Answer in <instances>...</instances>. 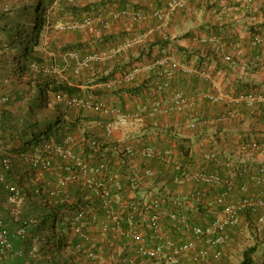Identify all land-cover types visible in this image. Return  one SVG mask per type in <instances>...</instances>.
<instances>
[{
    "label": "trees",
    "instance_id": "16d2710c",
    "mask_svg": "<svg viewBox=\"0 0 264 264\" xmlns=\"http://www.w3.org/2000/svg\"><path fill=\"white\" fill-rule=\"evenodd\" d=\"M2 1L4 0H0V222L3 230L8 234V241L12 247L6 248L4 247L6 245L0 243V251L4 250V254L0 257V264H124L128 255L127 250L120 249L114 253V256L110 250V243L116 241L112 232L106 234L110 238L105 240L101 238L95 247H91L93 240H88L82 234L93 239L96 234L104 233L102 229L99 227L94 231L88 228L82 233H77L73 228L77 209L93 202L89 194L72 186L68 188V193L52 195V191L57 186V176L62 173L61 159H52L54 167L52 173L42 165L39 166L40 168L35 166V158L46 156L48 143L66 145L67 138L70 136L73 139L69 146L76 155L95 165L107 163L111 171L116 170L123 175L124 186L131 188L138 197L149 193L154 194L153 191L156 189L155 195L166 200L167 206L177 199L183 203L186 210L188 203L202 202L191 195L194 188H199L200 185L196 187L193 185L192 191L186 195L189 183L176 181L181 171H176L172 166L169 167L172 171V179H167L164 174L168 165L156 161L157 175L145 178L142 173L143 165L146 164L138 162V159L130 158L134 155L127 152L128 145L117 146L114 149L110 145L109 138L104 134L100 135L101 132L92 127L91 122L97 120V124L107 135H110L106 126L115 119L114 116L89 110L83 106H79L81 109L75 113L72 112V107L78 105L70 103L72 98L101 100L95 97L106 94L107 89L96 88L83 91L77 82L85 74L93 73L95 83H104L114 78L116 70L112 69L118 67L115 66V58L108 57L101 62H92L76 73V60L71 58L70 53L74 50L79 51L83 57L95 51L111 53L113 49L116 50L121 46V42L124 43L123 41L135 37H124L121 33H112L111 28H105L100 18H96L94 24L72 29L77 40L74 38L71 41H63V36L70 33L73 27L64 29L68 31H61V26L84 24L85 16L89 14L100 16L125 8H144L148 11L152 5L162 3L160 0H90L75 3L67 0H12L11 7H1ZM213 1L214 3L221 1L219 9L223 7L222 0ZM237 3L238 0L235 4ZM187 11L189 12L188 9ZM187 11L182 14L185 15ZM220 15L224 17L226 13ZM52 34H55V40L52 39ZM84 34L87 35L86 40L82 38L86 36ZM259 44L261 43L256 45ZM243 54L244 52L238 55ZM43 65H46V69L49 68V70H45ZM54 67L58 70L68 67L67 71H70L73 77L64 80L62 73L55 72ZM109 69L111 70L107 72ZM112 71L115 72L112 73ZM123 90L130 91L128 88ZM163 95L166 96V92H163ZM148 96L152 101V97L149 94ZM54 100H57V104L54 106L53 114H46ZM107 101L106 103L110 105ZM263 104L264 102H255L253 106H247L255 107ZM87 112L96 115L90 116ZM84 124L88 125V128L84 127ZM254 139V141L245 142V148L250 147L247 149L262 152L263 141L259 138ZM253 143L261 145L260 149L254 148ZM179 153L182 156L179 155L176 158L172 152L174 159H180L186 168L192 170L193 159H185L189 156L190 149L182 148ZM145 158L148 159L146 156ZM217 160L225 168V171H219L221 174H225L228 170L236 173V184H238L237 180L239 182L244 179L251 182L254 176L264 177V161L258 163L255 159H241L238 163L229 161L224 164L222 159ZM212 161L215 162L214 159ZM54 163H56L55 166ZM228 164L232 169L228 167ZM39 172H42L46 179L35 184ZM12 184L20 186L25 196L19 206L9 201ZM255 187L260 192L264 188V183ZM152 188L155 189L152 190ZM215 193L216 191L213 190L212 196ZM45 196L46 200H44ZM98 204L95 203V208H100ZM180 209L183 210V208ZM208 212L213 216L211 211ZM258 212L256 217L253 215L254 211L248 210L243 213L250 219L247 227H250L259 239L254 241V246L244 251L238 264H264L258 261L264 260V249L261 253L263 257L258 258L253 255L256 248L264 243V222L262 230H258V221L264 215V209H259ZM99 214L103 219V212ZM196 224L203 226L200 223ZM20 229H24L23 235L19 234ZM240 232V235H243L244 229ZM177 237L181 239L184 236L180 234ZM120 241L121 245L124 241ZM88 247L94 250L95 256L100 253L103 255L94 258L90 252H87ZM102 257L106 263L102 262ZM212 259L213 257L202 264H212ZM220 259L221 257L213 260ZM143 263L148 264V259L144 258Z\"/></svg>",
    "mask_w": 264,
    "mask_h": 264
},
{
    "label": "crops",
    "instance_id": "0c3cea01",
    "mask_svg": "<svg viewBox=\"0 0 264 264\" xmlns=\"http://www.w3.org/2000/svg\"><path fill=\"white\" fill-rule=\"evenodd\" d=\"M222 1L223 6L229 7L237 2ZM220 2L191 0L189 12L179 15L169 27H156L138 43L128 40L121 44L126 45L125 48L113 49L110 58H115V66H118L112 69L116 70L115 76L118 77L120 69H126L125 72L136 69L131 82L124 84L116 78L95 83L93 73L85 74L77 82L83 91L107 89L106 94L95 98L112 99L119 105L122 114L126 115V121L110 135L97 124V120L91 122L92 127L101 132L100 135L109 138L112 148L134 146L137 153L131 159H147L141 151L148 147L170 150L176 158L182 156L178 154L182 148L190 149L185 159H193L192 170L225 171L224 166L212 159H222L224 164L229 161L238 163L241 159H255L258 163L264 161V150L251 151L247 149L250 147L244 146L245 142L254 141V138L264 141V104L248 107L241 98L244 95L264 93V42L254 44L255 36L264 35V0H256L255 3V13L262 16L258 23L251 20L254 14L252 11L241 10L222 17ZM192 20L194 23L191 25ZM142 28L141 23L121 21L111 26V32L131 38L136 37ZM55 37L52 34L53 40ZM82 38L87 39L86 36ZM231 43H237L244 54L238 55ZM138 57L140 59L136 61ZM202 71L207 72L211 79L204 78L200 74ZM212 79L218 82L220 90L213 88ZM158 80L169 81L171 84L166 97L171 92H182L191 99L192 105L183 112L155 116L143 113L138 118V107L152 103L147 90ZM118 84L124 85L118 87ZM126 88L130 91L123 90ZM219 92L233 95L238 102H213L210 96ZM237 183L230 202L245 195L238 187L244 183H250L253 190H256L249 180L241 179ZM192 189L193 185L189 184L186 195ZM215 191L219 192L220 188ZM153 193H157L156 189ZM201 205L211 211L209 201H202ZM194 208L196 204L190 202L186 209L193 211ZM242 221L229 231L232 240L221 249V259L214 260L215 263L231 264L234 261L231 258L235 257L234 254L245 241L239 236Z\"/></svg>",
    "mask_w": 264,
    "mask_h": 264
},
{
    "label": "built area",
    "instance_id": "2783aa9c",
    "mask_svg": "<svg viewBox=\"0 0 264 264\" xmlns=\"http://www.w3.org/2000/svg\"><path fill=\"white\" fill-rule=\"evenodd\" d=\"M67 1L75 3L76 1L87 0ZM160 1L161 5H152L148 11H145L144 8H125L103 14L105 16L102 14L100 16L89 14L85 16L84 24H69L68 28H83L94 24L96 18H100L104 27L108 29L121 21L136 24L141 23L143 28L138 31L139 34L134 39H131V42L138 43L140 39L150 34L156 27H169L174 22V19L179 17V15H183L182 13L189 9L191 2V0ZM255 3L256 0H238V3L232 7L223 6L221 13L231 15L233 12L241 10L252 11L254 14L251 15V20L258 23L262 16L255 13ZM66 26L62 25L61 29L67 28ZM263 42L264 35L255 36V44ZM231 44L238 54L243 53L237 47V43ZM121 47L125 48L126 45H121L119 48ZM110 55L111 53L102 51H95L84 57L79 51L74 50L70 53L71 58L76 60V73L80 72L83 67L88 66L90 63L101 62L110 57ZM43 68L49 70V68L46 69V65H43ZM67 69L68 67L62 70L53 68L55 72L62 74ZM135 73L136 69L128 71L120 81L131 82L135 77ZM200 74L208 80L211 79L210 75L205 71H202ZM212 86L214 89H221L218 82L213 79ZM170 89L171 84L169 81H155L148 90V94L152 97V105L141 104L138 107L137 117L141 118L143 113H148L151 116L157 114L170 115L183 112L187 107L192 105L191 99L185 96L184 93L171 92L167 97L164 96L163 92L167 93ZM210 98L215 102L224 100L238 102V99L233 97V95L224 92L213 94ZM241 98L248 106H253L255 102H264V94L244 95ZM70 103L104 113L105 115L114 116L117 120L114 119L106 126L109 134H112L127 119L126 115H123L117 106L109 105L103 100L90 101L72 98ZM72 139L69 136L66 145L54 142L48 143L46 145V156L35 158V166L39 167L42 165L46 170L53 173L52 159H61L63 162L61 167L62 173L57 176V186L52 191V195H58L62 192L68 193V188L72 186L89 194L93 202L77 209L74 216L73 228H75L77 233H82L88 228L94 231L99 227L102 229L104 233L101 235L96 234L93 239H90L86 234H82L88 240H93L91 247H95L101 238L104 240L110 238L106 234L112 232L116 241L110 243V250L113 256L120 249L127 250L128 255L124 260V264H144V258L148 259V264H202L208 262L212 257L213 259H219L222 255L221 249L232 240L229 231L240 224L243 213L248 210L254 211L255 213L252 214L256 217L259 213L258 210L264 209V188L258 192L257 188L253 190V186L250 183H244L240 186L239 190L245 194L243 197L234 202L229 201L237 186L235 172L228 170L225 174H221L219 171L189 170L180 159H174L170 150H157L151 147L144 148L141 151V154L144 156L148 158H162L137 160L146 164L145 166L143 165L142 173V176L145 178L157 175V166L151 164V162L157 161L163 165H168V167L172 166L176 171H181L179 179H176L177 182L189 183L195 187L196 185H200L199 188H194L191 195L198 200L209 201L211 212L213 213V218L210 222L207 225L201 226L193 222L189 215L183 211L185 208L180 200L175 199L167 206V201L155 194L149 195V193L138 197L136 192L134 193L131 188L124 186L122 183L123 175L116 170L111 171L107 163L95 165L76 155L69 146ZM254 147L260 148L261 145L258 146V144L254 143ZM261 148H264V141ZM126 150L132 155L136 153V149L131 145H128ZM214 160L218 165L222 166L217 159ZM228 167L232 169L229 164ZM263 178L261 176H254L251 182L256 186L263 185ZM1 180H3V177H1ZM217 188H220V191L212 196L213 190L215 191ZM10 190L11 196L9 201L19 206L25 197L22 194V189L17 184H12ZM95 203H99L97 206L100 205V208H95ZM179 207L183 208V210ZM101 211L103 212V219L100 218L99 212ZM263 222L264 215L258 221L259 231L262 230ZM24 233V229L19 230V234L23 235ZM180 234L184 236L181 239L177 237ZM120 240L124 241L121 245L119 243ZM0 243L6 245L4 246L6 248L12 247L8 241V234L3 230L1 222ZM91 247L87 248V252H90L91 256L98 258L103 255L100 253L96 257ZM3 254L4 250L0 251V257ZM140 259L141 261L139 262ZM102 262L106 263L103 257Z\"/></svg>",
    "mask_w": 264,
    "mask_h": 264
},
{
    "label": "rangeland",
    "instance_id": "374dc122",
    "mask_svg": "<svg viewBox=\"0 0 264 264\" xmlns=\"http://www.w3.org/2000/svg\"><path fill=\"white\" fill-rule=\"evenodd\" d=\"M11 1L12 0H4V1H2V3H1V7H11V5L13 4V3H11ZM192 18V17H191ZM194 20V19H193ZM193 20H192V22H191V25L194 23L193 22ZM120 23V22H119ZM119 23H117V24H119ZM198 23H201L200 21H198ZM69 26V24H67V26L66 27H68ZM72 29H74V28H71V32L70 33H67L66 35H64L63 36V41H71L72 39H74L75 38V33H73L72 32ZM61 31H68V29L67 30H64V29H61ZM86 37H87V35H86ZM95 39H98L97 37H95ZM128 40H126V41H123L124 43L125 42H127ZM124 43H122L121 42V44H124ZM56 59H57V57H56ZM112 59V58H111ZM125 70L126 69H120L119 71H118V73H119V75H118V77L117 76H114V78L113 79H111V80H115L116 78H118V79H122V77L124 76V74L125 73H127V71L125 72ZM70 71H66L65 73H63L62 74V77H63V79L64 80H66L67 78L68 79H70L71 77H73V76H71L70 75ZM125 84V83H124ZM124 84H118V87L119 86H123ZM89 99H91V98H89ZM93 99V98H92ZM104 101H107V100H104ZM108 103H110V104H112V105H115V106H117L118 108H120L119 107V105H117V103H115V101H113L112 99H110L109 101H107ZM66 103V102H65ZM57 104V100L55 101H52V104L49 106V108L47 109V111H46V114H53V110H54V106ZM66 105H67V103H66ZM72 107V106H71ZM81 108L79 107V106H74V107H72V112L74 111H78V110H80ZM76 113V112H75ZM74 113V114H75ZM87 114H89L90 116H92V114L95 116L96 114H94V113H91V112H87ZM84 127H87L88 128V125H86V124H84L83 125ZM66 136H64V138H65ZM73 137H75V136H73ZM151 164H153L154 166H157V162L156 161H153V162H151ZM56 165V163H54V166ZM172 171L169 169V167L167 168V171L165 172V174H164V177L165 178H167V179H172ZM46 178H44L43 177V173L42 172H39V174H38V177H36V180H35V184L36 183H40V182H43L44 180H45ZM162 187H164V186H162ZM42 197V196H41ZM43 198V197H42ZM44 200H46V196H45V198H44ZM198 202V201H197ZM197 202H195V204H196V208H194L193 209V211H190L189 209H186L185 210V212L189 215V217L194 221V222H196V223H200V224H202V225H207L209 222H210V220L213 218L212 217V215H211V213L210 212H208V209H210V208H202L203 207V205H201V203H197ZM25 205H26V203H25ZM27 206V205H26ZM24 207V206H23ZM23 209V208H22ZM255 218V217H254ZM242 228L240 229V230H242V229H244V234L243 235H239L240 236V238H241V240H245L244 241V243L240 246V248H239V251L238 252H236L235 254H234V258H233V262H231V264H238L240 261H241V258H242V256H243V253H244V251L248 248V247H250V246H254V241H256L257 239H259V237H257L256 236V234H254L252 231H251V228L249 227H247V225H248V221L250 220V219H248L247 217H245L244 215H243V217H242ZM67 223V222H66ZM232 247V246H231ZM230 247V248H231ZM257 250H256V252L255 253H253V255L254 256H256V257H263V256H261V253L263 252V249H264V243H261L260 245H259V247H257L256 248ZM234 251H235V248H234ZM260 255V256H259ZM261 259V258H260ZM211 261H213L212 262V264H218L219 263V261L218 262H216L215 263V261L212 259ZM259 262H264V260H258ZM83 264H85V263H83Z\"/></svg>",
    "mask_w": 264,
    "mask_h": 264
},
{
    "label": "clouds",
    "instance_id": "9594fccd",
    "mask_svg": "<svg viewBox=\"0 0 264 264\" xmlns=\"http://www.w3.org/2000/svg\"><path fill=\"white\" fill-rule=\"evenodd\" d=\"M117 81H120V79L117 78ZM123 83H125V82H123Z\"/></svg>",
    "mask_w": 264,
    "mask_h": 264
}]
</instances>
